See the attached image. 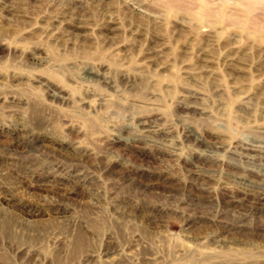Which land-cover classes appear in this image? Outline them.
Here are the masks:
<instances>
[{"label": "rangeland", "instance_id": "374dc122", "mask_svg": "<svg viewBox=\"0 0 264 264\" xmlns=\"http://www.w3.org/2000/svg\"><path fill=\"white\" fill-rule=\"evenodd\" d=\"M0 264H264V0H0Z\"/></svg>", "mask_w": 264, "mask_h": 264}]
</instances>
